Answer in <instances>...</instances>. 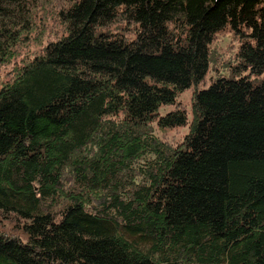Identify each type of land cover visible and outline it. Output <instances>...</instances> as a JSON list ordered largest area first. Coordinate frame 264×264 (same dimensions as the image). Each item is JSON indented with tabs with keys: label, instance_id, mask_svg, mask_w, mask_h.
I'll use <instances>...</instances> for the list:
<instances>
[{
	"label": "trees",
	"instance_id": "1",
	"mask_svg": "<svg viewBox=\"0 0 264 264\" xmlns=\"http://www.w3.org/2000/svg\"><path fill=\"white\" fill-rule=\"evenodd\" d=\"M52 4L63 33L0 80V212L21 226L0 264H264V0H0V65ZM124 18L136 37L110 28ZM228 23L230 76L195 87L191 119L159 116L189 124L178 144L159 138Z\"/></svg>",
	"mask_w": 264,
	"mask_h": 264
},
{
	"label": "rangeland",
	"instance_id": "2",
	"mask_svg": "<svg viewBox=\"0 0 264 264\" xmlns=\"http://www.w3.org/2000/svg\"><path fill=\"white\" fill-rule=\"evenodd\" d=\"M54 2V0H50ZM43 9V8H42ZM56 9L55 4L50 5V11L46 14L45 18V28L46 32L39 43L32 42L28 47H25L21 52L22 55L18 56L9 64L0 65V80L5 81L9 79L12 75L14 64L21 62L23 56L32 57L35 53H38L42 50L43 45L46 44L49 40L56 39L63 33V25L60 21L54 19L53 13ZM41 16V13H40ZM44 19V18H43ZM110 28L113 30L122 31L127 34L129 37L133 38L137 35V24L134 22L128 21L127 19H119L113 23ZM245 38L244 32L236 31L230 23L218 30L210 43V53L213 55V58L210 62V67L207 72V77L201 83L186 87L179 92L177 97V102L162 103L159 107L158 114L154 117L152 121L153 131L163 138L167 142L176 145L178 144L185 134L189 131V124H180L177 127L162 128L159 126L157 119L160 115L167 113L168 111L174 109L177 105H181L187 113L189 119L192 118V95L194 88H200L203 85H207L214 79L216 76L223 74L230 76L232 67H234L235 62L237 61V52L239 50L242 39ZM230 59H234L231 63ZM230 62H229V61ZM207 81V82H206ZM1 83V82H0ZM15 218V217H14ZM17 220L9 219L4 217L2 212H0V230L3 231H13L16 227L15 222ZM14 228V229H13ZM16 232H20L21 226L17 229ZM9 233V232H8Z\"/></svg>",
	"mask_w": 264,
	"mask_h": 264
},
{
	"label": "bare ground",
	"instance_id": "3",
	"mask_svg": "<svg viewBox=\"0 0 264 264\" xmlns=\"http://www.w3.org/2000/svg\"><path fill=\"white\" fill-rule=\"evenodd\" d=\"M231 60H232V59H230V61H231ZM228 61H229V60H228ZM230 61H229V62H230ZM232 61H234V59H233ZM232 61H231V63H233ZM234 62H235V61H234ZM236 62H238V60H237ZM236 62H235V63H236ZM206 82H207V81H206ZM194 89H195V88H194Z\"/></svg>",
	"mask_w": 264,
	"mask_h": 264
}]
</instances>
